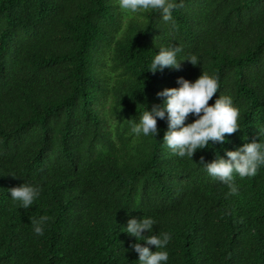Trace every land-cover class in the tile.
Segmentation results:
<instances>
[{
	"label": "trees",
	"instance_id": "16d2710c",
	"mask_svg": "<svg viewBox=\"0 0 264 264\" xmlns=\"http://www.w3.org/2000/svg\"><path fill=\"white\" fill-rule=\"evenodd\" d=\"M169 2L182 6L165 22L118 0H0V264H137L132 244L157 249L122 228L144 215L156 224L142 235H171L168 264H264V166L228 195L201 164L264 126V0ZM172 46L199 65L149 72ZM203 71L218 80L209 106L226 95L239 110L226 143L182 159L166 119L155 138L131 133L158 92ZM24 183L41 189L26 210L8 195Z\"/></svg>",
	"mask_w": 264,
	"mask_h": 264
},
{
	"label": "clouds",
	"instance_id": "9594fccd",
	"mask_svg": "<svg viewBox=\"0 0 264 264\" xmlns=\"http://www.w3.org/2000/svg\"><path fill=\"white\" fill-rule=\"evenodd\" d=\"M122 10L129 13H137L144 10H159L162 19L168 22L172 19L171 12L176 7L182 6L169 2V0H118ZM151 60L152 74L162 72L164 69L179 70L181 62L187 61L193 66L199 65L198 58L192 55L181 61L177 56L182 52L180 46L161 47ZM177 88L164 89L157 93L162 103L153 104L151 109H146L139 115V122L131 127L134 136L156 137L158 135L157 119L167 120L168 130L163 137V144L179 158L192 159L197 150L209 146L210 142L226 143V134L231 135L240 128L238 125L239 110L234 106L230 96L219 95L214 103L209 106V100L218 92V80L207 72L194 82L178 78ZM194 117V122L186 123L189 116ZM264 126L256 128V138L250 143H245L235 151H225L227 159L217 155L210 163L201 164L209 177L217 179L229 189L228 195H236L238 187L234 183V177L240 179L255 176L260 166H264ZM257 139L259 142H257ZM14 177V176H13ZM41 189L38 185L28 183L20 187L8 190V195L13 201L19 203L21 209H29L40 196ZM49 217L40 216L30 221L32 231L41 236L44 225ZM156 221L144 215L139 220L130 218L123 232L134 237L137 241H143L145 245L155 246V252L150 251L141 243L132 244L131 249L138 254L137 264H168L169 253L166 250L171 241V235L167 232L144 236L142 233H152Z\"/></svg>",
	"mask_w": 264,
	"mask_h": 264
}]
</instances>
